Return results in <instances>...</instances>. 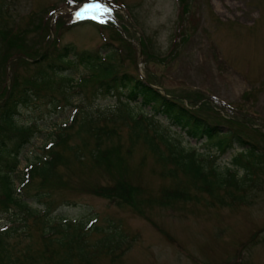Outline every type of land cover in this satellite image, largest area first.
I'll use <instances>...</instances> for the list:
<instances>
[{"label":"rangeland","instance_id":"1","mask_svg":"<svg viewBox=\"0 0 264 264\" xmlns=\"http://www.w3.org/2000/svg\"><path fill=\"white\" fill-rule=\"evenodd\" d=\"M97 3L101 10L85 11ZM0 20L14 26L16 32L27 31L29 43L39 41L43 50L72 44L80 51L104 55L110 48L116 55L108 60L117 72L145 78L219 123L223 130L233 129L255 142L264 153V0H0ZM1 47L6 48L0 41ZM30 61L22 54L1 63L0 92L6 85L11 90L13 75H19L20 81L33 78L36 65H28ZM63 69L75 79L87 72L83 66ZM59 78L55 75L56 80ZM92 87L90 81L84 85L87 97L71 91L73 105L64 109H55L49 103L45 87V98L23 108L17 120L32 127L36 136L20 156L14 172L15 190L26 167L46 153L45 145L52 142L58 126L70 124L67 131L73 143L88 141L90 148L95 138L85 137L87 127L81 121L101 115L110 117L107 126L118 127V133L107 141L122 144L126 179L143 190L136 199L141 211L119 207L87 191L93 183L113 182L103 166L93 165L87 152L83 163L71 160L69 167H60L67 185L53 187L51 198L57 205L50 215L43 217L47 209L37 204L34 209L41 213L38 218L27 217L17 208L2 215L0 230H16L11 242L18 243L17 254L29 245L37 256L47 241L41 236L44 228H54L52 236L62 238L65 223L84 220L92 227L88 230L92 244L89 250L93 251L90 264H264V163L248 188L238 191L231 187L233 194H243L242 199L234 196L237 199L233 200L221 189L220 200L198 187L203 183L189 173L179 171L177 178L166 175L144 141L130 146L133 125L127 113L131 111L121 103L122 98L92 95ZM62 96L56 90L55 97L61 100ZM147 109L142 114L152 119ZM132 113L142 116L137 109ZM153 119L150 132L155 129L179 150L206 155L212 148L204 140L183 134L163 116ZM160 144L167 150V145ZM128 148L131 152L127 154ZM237 151L235 147L219 153L214 161L218 172L236 170L232 160ZM117 168L111 170L114 177L121 174ZM236 174L241 177L244 173L238 169ZM37 184V179L32 181L28 191L36 192ZM177 186L190 189L189 200L181 196L166 202L161 198L164 190ZM64 201L70 203L61 204ZM110 220L119 223L132 239L126 252L112 254L95 249V242L105 232L117 234ZM97 226L103 233L95 230ZM52 246L56 248L57 244L53 242Z\"/></svg>","mask_w":264,"mask_h":264},{"label":"trees","instance_id":"2","mask_svg":"<svg viewBox=\"0 0 264 264\" xmlns=\"http://www.w3.org/2000/svg\"><path fill=\"white\" fill-rule=\"evenodd\" d=\"M26 32L25 30L16 32L14 26L8 27L3 20H0V41L6 46V48H0V65L3 61L8 62L12 60V57L22 54L32 60V62H27L28 65H36L32 79L20 81L19 75H13L10 83L11 90H8L6 85L4 91L0 92V192L5 191V196L0 195V218L13 208L24 212L27 217L38 218L41 213L34 209V204L43 205L47 209L43 217L44 215L47 217L57 205L51 198L53 187L60 189L67 185L62 172L59 171L60 167H69L71 160L83 163L87 152L93 165L99 168L103 166L113 179V182L109 184L93 183L87 187V191L104 197L119 207L127 206L141 211V205H138L136 199L143 194V190L126 179L127 168L122 163L124 159L122 144L107 141V138L118 133V127L107 126L110 117L101 115L82 118L81 124L87 127L85 137L94 136L95 138V144L90 148L88 141L80 144L73 143L71 134L67 131L70 124L58 126L56 132L53 133L52 142L45 145L46 153L26 167L19 180L20 186L18 190H15L14 172L20 164V156L36 136L32 127H25L17 120L23 108L45 98L47 91L50 94L49 103L55 109L67 108L73 105L71 91L88 96L84 92V85L89 81L93 84L92 95L116 96L119 100L122 98L121 103L131 111L127 113L129 116L127 118L133 125L130 146L139 140L144 141L152 155L156 156L163 166L166 175L177 178L179 171L189 173L196 181L200 180L203 183L201 186H195L202 187L209 194L219 196L220 200L222 199L221 189L226 191L233 200L237 199L234 196H240L241 199L244 197L243 194H233L230 189L235 187L238 191L245 190L254 180L256 171L262 168L264 153L260 151L255 142L237 134L233 129L223 130L219 123L210 121L207 116L197 112V109L190 108L177 97H171L145 78L131 72H117L115 65L109 62L116 55L110 48L104 55L98 51H80L72 44H66L63 47L54 45L52 49L43 50L37 43L39 41L29 43L26 38L28 32ZM12 50V56H7V53H11ZM65 66L74 69L83 66L87 72H82L75 79L71 73L62 72ZM57 74L60 75L59 80L55 79ZM89 78L92 79L89 80ZM38 82H41V85H36ZM45 87L47 91L43 90ZM56 90L63 93L61 100L55 97ZM146 108L152 119L143 116L142 112L144 113ZM133 109H137L142 116L139 117L132 113ZM155 116L165 117L183 134L196 141L204 140L212 148L206 152V155L195 150L185 151L175 148L166 136L159 135L155 129L153 133L150 132ZM157 138L167 145V150L162 148ZM235 147H238V153L233 156L232 163L236 170L230 168L226 172H218L214 161L219 153H225L229 148ZM130 152L128 148L127 154ZM209 164L212 166L208 167ZM113 167H118V172L121 171V174L114 177L111 173ZM238 169L243 170L244 174L241 177L236 174ZM35 179L38 180L37 191L30 193L27 187ZM21 187L25 188L24 191L19 189ZM176 188L164 190L161 198L166 202L175 201L181 196L187 200L190 199L189 188L181 186ZM157 200H159L158 197ZM64 202L61 204L70 203L69 201ZM20 218H23L22 213ZM23 223H25V218ZM87 224L84 220L65 223L62 238L52 236L54 228H46V230L44 228L41 236L47 241L42 245L44 248L38 251L37 256L31 251L33 247L29 245L17 254L18 243L11 242L12 232L16 230L2 229L0 230V264H90L93 251L89 250L92 244L88 238V230L92 227ZM110 224L115 229L114 233L117 234L113 236L105 232V235L95 242V249L112 254L117 250L126 252L132 245V239L124 234L119 223L110 220ZM101 229L99 226L95 228L96 231L103 233L104 230ZM53 242L57 244L56 248L52 246ZM61 251L63 256L58 257Z\"/></svg>","mask_w":264,"mask_h":264},{"label":"snow or ice","instance_id":"3","mask_svg":"<svg viewBox=\"0 0 264 264\" xmlns=\"http://www.w3.org/2000/svg\"><path fill=\"white\" fill-rule=\"evenodd\" d=\"M88 10H101V5L100 4H90L88 8L85 9V11ZM103 11H107V9H102Z\"/></svg>","mask_w":264,"mask_h":264},{"label":"water","instance_id":"4","mask_svg":"<svg viewBox=\"0 0 264 264\" xmlns=\"http://www.w3.org/2000/svg\"><path fill=\"white\" fill-rule=\"evenodd\" d=\"M153 85V84H152ZM155 86V85H154ZM156 87V86H155Z\"/></svg>","mask_w":264,"mask_h":264}]
</instances>
